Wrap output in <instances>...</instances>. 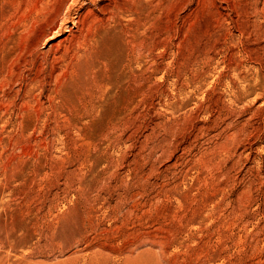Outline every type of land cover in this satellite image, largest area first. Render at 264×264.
Segmentation results:
<instances>
[{
    "label": "rangeland",
    "instance_id": "374dc122",
    "mask_svg": "<svg viewBox=\"0 0 264 264\" xmlns=\"http://www.w3.org/2000/svg\"><path fill=\"white\" fill-rule=\"evenodd\" d=\"M0 264H264V0H0Z\"/></svg>",
    "mask_w": 264,
    "mask_h": 264
},
{
    "label": "bare ground",
    "instance_id": "6f19581e",
    "mask_svg": "<svg viewBox=\"0 0 264 264\" xmlns=\"http://www.w3.org/2000/svg\"><path fill=\"white\" fill-rule=\"evenodd\" d=\"M42 1V0H41ZM133 2H138L140 0H132ZM66 2V1H65ZM137 5V4H136ZM116 6V5H115ZM64 8V7H63ZM135 8V7H134ZM116 9V8H115ZM55 17V16H54ZM53 19V18H52ZM51 22V21H50ZM42 26V25H41Z\"/></svg>",
    "mask_w": 264,
    "mask_h": 264
}]
</instances>
